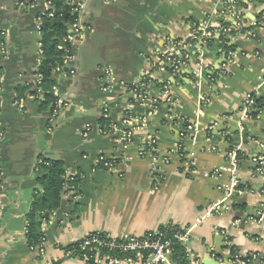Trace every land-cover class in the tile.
<instances>
[{"label":"crops","instance_id":"crops-1","mask_svg":"<svg viewBox=\"0 0 264 264\" xmlns=\"http://www.w3.org/2000/svg\"><path fill=\"white\" fill-rule=\"evenodd\" d=\"M227 1L68 0L84 6L88 32L64 67L74 74L55 76L58 101L44 109L40 24L54 8L48 0H0V264H83L63 248L92 233L190 229L224 200L236 148L238 202L191 231L189 262L228 264L232 249L248 264L264 262V168L254 161L264 157V112L241 118L249 95L264 101V0ZM203 26L211 43L199 46L193 36ZM174 45L189 60L178 73L162 72L160 55ZM151 110L147 126L136 127ZM184 122L193 130L182 138ZM150 137L168 163L155 167ZM40 156L62 160L68 182L61 208L45 216L43 255L27 237ZM215 169L223 176L206 177ZM246 208L261 219L243 222Z\"/></svg>","mask_w":264,"mask_h":264},{"label":"built area","instance_id":"built-area-1","mask_svg":"<svg viewBox=\"0 0 264 264\" xmlns=\"http://www.w3.org/2000/svg\"><path fill=\"white\" fill-rule=\"evenodd\" d=\"M237 0H228L227 5L232 6L235 5ZM84 6H78L75 11L78 14V20L70 26L69 34L65 38L64 42H67L71 45L70 54L67 55L65 59V65L73 60L72 55V47L78 41L86 38V33L88 32V28L85 27L82 22L81 14L83 12ZM211 33L208 32L207 27L203 26L201 28H197L195 32V36L193 39L198 42L199 46H203L205 43V39L210 36ZM170 52H166L160 55V70L162 72H167L171 70L174 74L178 73L183 65L186 64L189 57L176 56V47L175 45L170 48ZM68 51V52H69ZM64 67L58 69L59 74L73 75V71H64ZM41 78V76H40ZM1 75H0V83H1ZM42 80V78H41ZM138 100H145L146 90L145 84L137 90ZM165 94H168L167 101L172 102V97L168 91H165ZM63 102H59L58 106L61 107ZM255 105V96L249 95L245 100V104L243 110L241 112V118L246 120L250 117V113ZM153 110H151L147 115L136 118L135 126L136 127H145L148 124L149 117L153 116ZM107 115L108 112L105 111ZM179 123V118H176ZM134 126V127H135ZM133 127V128H134ZM184 130L181 134V137L184 138L187 133H190L193 130V127L190 124H186L184 122ZM133 137L132 132L127 133L128 141H131ZM146 145L149 150L153 153V162L155 167L159 164H166L169 162V157L165 155H160L157 153V140L150 137L146 141ZM155 153V154H154ZM239 149L236 148L234 151H231L228 154V162L229 168L228 172L231 174V180L226 187L225 190V198L221 202L214 203L207 207L204 215L200 216L196 219L194 226L190 229H181L175 226H167L161 228L155 232H147L141 236L129 235L124 238H113L105 233H92L83 239V244L81 246V251L92 252L91 255L85 253L80 257L79 254H75L74 251L67 252L68 256H76L78 257L83 264H176L173 260V256L175 253V246L179 244L184 247L186 257L191 262L190 252L186 249L187 244L191 240V231L197 226L201 225L206 219L210 218L213 213L218 212L222 207H227V201L230 200L231 196L238 191L240 182L237 178V171L240 168V160L238 157ZM177 154L180 156V159L184 161V164L187 167L191 166V159L189 154H187L184 150V146L182 144H178ZM258 165V170L262 172L264 168V157H260L254 160ZM106 165L110 166L106 163ZM223 169H215L214 171L206 174V177L212 178H220L223 176ZM45 239H43V243L40 247H38V251L40 254H44L43 244ZM108 249L111 251L109 254L101 255V249ZM34 250V249H32ZM120 254V256H118ZM216 256L212 254V258L214 259ZM249 259H243L238 254H234L228 261V264H248ZM192 264H202L199 260H194Z\"/></svg>","mask_w":264,"mask_h":264},{"label":"trees","instance_id":"trees-1","mask_svg":"<svg viewBox=\"0 0 264 264\" xmlns=\"http://www.w3.org/2000/svg\"><path fill=\"white\" fill-rule=\"evenodd\" d=\"M53 11L41 17L40 32L42 34V63L38 70V74L43 80L44 98L41 101L42 108L56 104L58 99L52 92V88L57 85L55 76L59 75L58 69L63 68L65 59L70 54L71 45L64 42L69 34V28L78 20V14L75 7L68 4V0H48ZM207 41L211 43L210 39ZM4 43L2 34L0 33V44ZM209 43V44H210ZM69 51V52H68ZM26 91V89H25ZM24 96L23 93L20 94ZM264 112V101L255 98V105L251 112L253 119L257 118L260 112ZM230 139V138H229ZM240 159V152L238 153ZM241 160V159H240ZM38 177L36 179L37 188L34 191V200L32 210L29 216L28 243L33 252L37 254V249L45 239V233L42 232V226L48 222L47 213H54L61 208L63 196L67 192L66 185V167L62 160L46 158L40 156L37 163ZM83 240L72 243L63 249L66 252L74 251L80 257L85 253L89 255L92 252L81 251ZM101 255L109 254L108 249H101ZM232 254H235L232 249ZM120 256V254L118 255ZM174 262L177 264H190L186 257L183 246L176 244L173 256ZM264 264V262L262 263Z\"/></svg>","mask_w":264,"mask_h":264},{"label":"water","instance_id":"water-1","mask_svg":"<svg viewBox=\"0 0 264 264\" xmlns=\"http://www.w3.org/2000/svg\"><path fill=\"white\" fill-rule=\"evenodd\" d=\"M261 1V0H260ZM56 78H57V75H56ZM263 120H264V118H263ZM236 131H238V129L236 130ZM256 168H257V166H256ZM236 196H238V194H237V192H235V194L234 195H232L231 196V200H234L235 202H238L237 201V199H236ZM247 199L244 201V206H246L247 205ZM249 209H251V208H246V214L245 215H242V220H243V222H245L248 218H253V219H255V220H260L261 219V217L259 216V215H257V216H255V215H251V214H249ZM261 260V259H260ZM203 264H220V263H218V262H216V261H212V260H209L208 258H207V260H204L203 261Z\"/></svg>","mask_w":264,"mask_h":264}]
</instances>
